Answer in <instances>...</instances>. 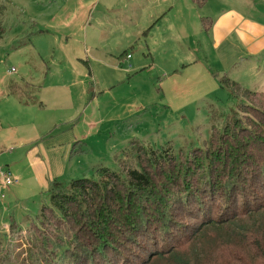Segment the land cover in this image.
I'll return each mask as SVG.
<instances>
[{"label": "rangeland", "instance_id": "obj_1", "mask_svg": "<svg viewBox=\"0 0 264 264\" xmlns=\"http://www.w3.org/2000/svg\"><path fill=\"white\" fill-rule=\"evenodd\" d=\"M242 1L247 2L245 13L264 24V0ZM61 2L0 0V172L8 171L18 181L0 188V240L11 255L17 252L14 245L26 237L29 230L25 229L36 220L40 208L49 205V181H97L99 168L122 171L134 163L136 145L147 152L187 153L201 148L212 128L221 130L240 104H245L231 97L230 88H220L218 78L223 73L217 64L221 60L217 61L209 49L202 53L203 63L181 68L166 59L151 61L146 56L144 62L136 64L144 66L134 72L129 69L130 61L117 54L107 60L114 68L112 74L105 75L106 62L101 60L92 64L95 79L84 80L83 86V81L72 77L52 39L42 38L30 23L31 18L43 16L37 21L41 23L56 11L74 14L69 1ZM66 24L71 29L77 27L73 18ZM261 60L241 57L233 61L236 63H226L228 68L222 72L229 79L235 78L242 89L264 93ZM62 82H68L71 89L65 91ZM89 92L94 94L90 103L86 101ZM39 101L44 106L37 112L32 107H39ZM54 102L62 109L52 115L49 107ZM246 103L258 107L255 99ZM71 104L78 106L80 120H74L69 128L54 127L58 131L45 136L52 119L59 124L67 120L66 109ZM93 109L96 113L89 114ZM85 118L96 126H86ZM70 130L87 138L75 135L72 143L53 144L57 133ZM40 172L43 182H38ZM10 222L20 229L8 234Z\"/></svg>", "mask_w": 264, "mask_h": 264}, {"label": "trees", "instance_id": "obj_2", "mask_svg": "<svg viewBox=\"0 0 264 264\" xmlns=\"http://www.w3.org/2000/svg\"><path fill=\"white\" fill-rule=\"evenodd\" d=\"M218 83L245 104L201 148L136 145L122 171L49 181V205L16 253L0 240V264H264V93Z\"/></svg>", "mask_w": 264, "mask_h": 264}, {"label": "crops", "instance_id": "obj_3", "mask_svg": "<svg viewBox=\"0 0 264 264\" xmlns=\"http://www.w3.org/2000/svg\"><path fill=\"white\" fill-rule=\"evenodd\" d=\"M60 1L62 5L69 1L72 9H75L74 14L68 11H56L41 23L37 21L43 20V16L31 18L30 23H34L36 31L43 36L42 38L52 39L72 77L83 81V86L84 80L94 78L92 64H99L101 60L106 62L105 75L108 77L112 74L111 71L114 68L107 65V60L114 58L117 54L120 59L125 57V60L130 61L129 69L132 72L144 66H136V64L144 62L146 56H149L151 61L166 59V62L176 68L203 63L205 57L202 53L207 49L217 61L218 58L221 60V63L217 62V65L223 75L226 72L222 71L228 68V66L225 68L226 63L227 65L236 63L241 57L248 59L262 57L260 63L264 62V24L245 13L246 1ZM256 14L260 15L258 12ZM70 18L77 22L75 29L69 28L66 24ZM234 48L239 50V53L234 51ZM127 53L130 54L128 58H126ZM40 56L39 59H41ZM229 61L231 62L228 63ZM235 83L240 86L238 81L235 80ZM62 85L65 91L71 89L68 82H62ZM55 88L58 89L57 86ZM93 95L92 92L90 95L87 94L88 103L93 101ZM43 106V102H40L39 107H31L38 112L43 110ZM69 106L66 109L68 110L67 120L59 124V121L52 119L51 130L47 128L48 132L45 136L57 132L58 130L54 127L59 128L60 125H64L69 128L74 120H80L78 106L74 107L72 104ZM21 107L31 108L24 105ZM49 109L54 115L62 108L54 102ZM83 111L86 112V110ZM91 113H96V109L89 114ZM91 125H93L92 122L87 120L86 126ZM56 135V139H52L53 144L56 145L64 144L65 140L67 143L74 142L75 135L80 139L87 138L86 135L79 136L78 132L74 134L72 130L63 135L59 133ZM38 178V182L44 181L42 172L39 173ZM0 188L3 187L0 185Z\"/></svg>", "mask_w": 264, "mask_h": 264}, {"label": "built area", "instance_id": "obj_4", "mask_svg": "<svg viewBox=\"0 0 264 264\" xmlns=\"http://www.w3.org/2000/svg\"><path fill=\"white\" fill-rule=\"evenodd\" d=\"M129 56H126L128 58ZM13 69H10L9 72H12ZM0 185L2 187L11 186L16 183V180L11 176V174L7 171L3 172L0 176Z\"/></svg>", "mask_w": 264, "mask_h": 264}]
</instances>
